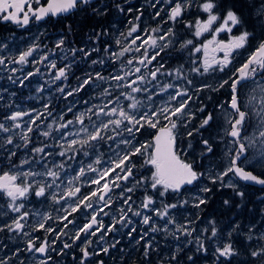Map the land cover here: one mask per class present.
I'll return each instance as SVG.
<instances>
[{"label": "snow or ice", "instance_id": "1", "mask_svg": "<svg viewBox=\"0 0 264 264\" xmlns=\"http://www.w3.org/2000/svg\"><path fill=\"white\" fill-rule=\"evenodd\" d=\"M37 7H32V0H0V20L11 21L20 26H25L30 22V19H35L36 21L43 20L45 17L52 15L56 16L62 13H68L75 9L83 10L84 7L92 4V0H48L47 5H41L40 0H34ZM169 5L167 15V20L175 23L178 18H180L188 9L193 7H199L204 13H207V19L204 21L197 20L195 24L187 23L186 27L195 28L194 35L196 37L201 36L204 32L213 31L212 25L217 21L220 24L214 29L215 33L227 31L232 32L233 28L237 25L243 27L244 21L240 15L233 8H227L224 12L223 17L220 15V5L219 0H203L202 3H194V0H165ZM160 0H155L152 7L155 8ZM119 11L123 12L124 8L119 4L116 5ZM255 16L260 22L259 26L264 30V0H261L259 5L254 6ZM93 12L104 15L100 9L93 7ZM129 12L132 11L131 8L128 9ZM139 14L136 16V20L139 21L143 12L139 9L137 10ZM163 11V8L158 9L154 14V19L159 17ZM131 27L126 33H121L122 39H117L116 44L120 46V51L110 52V57L120 60L126 53H139L137 57L133 55L126 61H122L121 68L126 65L131 66L133 64L139 65L131 69V71H125L123 75L116 74L110 77H105L100 72H96L94 75L89 73L82 83L74 89L66 93L67 96L73 95V92H79L83 90L84 86L93 83L96 80L105 81L108 80L115 81L116 84L113 86L109 85L105 87L101 96L108 98L107 103L100 105H92L88 107L85 112L75 113L72 107L67 109V113H72L73 118L64 119L66 113L61 114L59 121L53 120L52 124L47 127L49 131H43L40 134L48 138L52 136L53 124L56 126L55 130L60 133L59 138L56 139V147L60 150L56 153L51 151H46L48 145L45 144L43 147H34L32 151L40 156V160L36 163L44 169V171H35L29 168L27 171L16 172L10 174L8 172L0 175V193L6 195L12 201L11 209L16 213H21L18 218L13 219L11 224H4L0 226V232L7 229L10 232H23L25 228L26 218L29 216L28 211L21 212L24 209V204H16L18 199L24 198L30 191L34 190V195L36 197H44L46 193L50 195L52 201L59 204L61 201L67 202V207L62 208L63 215L58 216V219L62 224L63 228H67L68 224H72L73 221L69 220V217L73 213L79 211L82 207L84 209H91L90 218L87 223L82 225L72 236L73 242L80 240L81 234L83 233L85 237L96 236L97 233L103 232L104 235L112 232L116 225L119 224L123 227L132 224V219L129 216L139 217L140 222L148 226L151 232H163L168 235H172L173 238L178 239L177 234L185 235L191 237L192 233L195 231L194 228L188 227L187 224H177L175 219L170 216V209L178 207V204H163L157 207V200L154 195L148 194L145 191L144 197L140 204L133 207L135 203L132 200V196L129 195L133 193L137 187L147 185L151 190L155 191V195L163 197L169 190L179 193L180 189L184 185H191L193 182L197 181L200 177L205 176L206 173L197 172L191 163L185 162L178 155L177 146V129L183 123V119L189 116L185 110L188 107L189 101L192 100V96L189 95L187 88H182L177 84L165 83L161 85L158 92H154L152 88L147 86L141 87L140 85L151 83L152 81L158 80L159 75L175 76L177 80L183 79L186 84L192 85V80L187 79L184 76L183 66L174 69L173 71L163 72V64H159L155 67V70H151L147 73V76L142 73L140 66L147 68L151 65L153 61H157L161 53L171 44L169 37L175 35L172 28L167 30L162 29L158 24L154 28H140L138 23H132ZM135 34V35H134ZM255 38L254 32L248 30L241 31L239 35L233 36L228 43L216 42L215 40L209 41L208 44L216 43L217 49L224 52L223 59H216L215 56L208 58V44L203 45L205 51V59L201 66L193 67L192 72L203 75L209 73L210 71H224V68L231 63L230 56L234 50H239L245 48L249 44V39ZM97 39H99V34H97ZM64 45V40L61 39L57 42L56 48H62ZM193 45L195 52H200V47H195L193 40H187L183 42L180 47L181 49ZM6 45L0 44V48H4ZM38 45H32L26 50L20 52L17 56L5 57L0 55V66H7L6 60L9 63L15 65H26L29 63V57L33 56L36 52ZM151 49V52L149 51ZM217 49H213L216 51ZM77 49H71L73 57L75 56ZM83 56L88 57L92 55L93 51L98 52V48L85 51L83 48L79 49ZM105 52H109L108 48L104 49ZM48 60V56H42L40 59L33 60L34 64H42L44 61ZM103 60H93V64H102ZM195 63V62H193ZM48 67L57 68V65L49 61ZM71 69V64H66L64 67L57 68L55 80H60L61 78L67 79V73ZM18 68L13 67L10 71L14 74ZM40 72L39 68H36L34 72H29L23 76L20 80L21 85H23L24 80L31 76L36 75ZM260 76L264 79V37H262L259 42L255 45L254 49L248 55L244 63H242L233 72L232 77L229 80H224L220 87H224L228 84L231 89V95L229 101L227 102L228 107L225 109L224 105L221 104L218 107L223 109V116L225 121L224 135L230 137L231 147L226 149V166L218 173L210 175L209 179L213 184L219 182L221 186L229 187L234 190L237 189L238 185L234 183H225L224 178L228 177L231 173L234 177L245 182H253L264 186V178L253 174L252 171L246 170L245 167L240 166L238 161H241V157L245 160L248 159V150L250 147H255L259 138V142L264 144V84H259L253 89L254 95L245 103L239 99L238 87L242 85V82L251 80L253 84H256V77ZM127 77H135L129 80L127 83H123ZM12 80V76L8 77ZM150 78V79H149ZM15 82V81H13ZM204 88L210 87V85H204ZM128 89L124 91L123 89ZM120 89L114 95V90ZM169 89L173 91L169 95V101L175 102L169 106L166 104L163 107L154 105L153 97L161 92H168ZM202 89H197L200 91ZM218 90V89H213ZM42 91V89H38ZM60 92H64L63 88L59 89ZM136 93H146V101L144 103L137 98ZM121 97L129 101L127 105L121 104ZM87 104L88 102L85 101ZM131 109V111H129ZM140 109H143L140 111ZM48 111L47 105L45 106V112H37L35 116L29 111L17 110L4 117V122H0V132L12 133V135L7 136L6 143L13 144V136L16 135L15 130L21 129L23 126L20 123L23 117L29 116L30 119L27 122V127L25 131L19 133L21 140L24 141V146L26 147L28 143L31 142L29 133L33 132V125H36V121L44 116ZM204 112V108L200 109ZM51 115V113H48ZM87 116L88 123H85V117ZM93 116L96 117L93 120ZM103 117V119H102ZM215 120L212 112H207L205 117L200 123V128L206 129L210 126L211 122ZM7 121H11V125H6ZM162 121L164 122L162 124ZM255 121L254 127L256 131L253 132L251 136L242 135V133L247 132L248 126ZM186 127V124H184ZM39 128V125H36ZM156 129V134L154 135L152 141L148 143H142L139 146L133 145V139L137 133L146 129ZM64 131H61V130ZM75 129V130H73ZM197 132L200 129L196 130ZM124 133H127L132 139L124 137ZM192 132H188L189 136H192ZM120 137L119 142L116 147L125 145L126 149H121L119 152L114 153V159H110L107 162V166L103 168H98L94 165H100L101 160L99 155L86 165L82 161H77V156H89L91 149L93 152L101 141H116V138ZM247 141V144L244 142ZM202 144L205 146L206 153H212L213 147L209 142V139H202ZM19 146V145H17ZM111 147V146H110ZM153 148V152L148 155L146 164H150L154 167V172H152L150 177H141L136 179L134 176V168L136 165L132 162V158L141 155L143 156L147 152L148 148ZM16 153L11 152L10 156H14ZM59 156L62 159L60 161L49 162L48 157ZM259 163L264 164V150L260 152ZM35 157H33V160ZM77 162L79 167L75 170V175L71 178L68 177V169L71 168L70 162ZM242 162V161H241ZM31 160H24L21 162L23 164H31ZM51 164V166H49ZM64 173L62 178L61 173ZM88 173H95L96 175L88 179L86 184L91 189L87 194H81V187L79 186V181L82 177H86ZM39 177V179H37ZM50 178V180L46 179ZM31 179V182H29ZM132 180L133 186H128L127 182ZM20 183H17V181ZM231 180V177H230ZM63 185V187H62ZM123 185V186H122ZM94 186V187H93ZM114 189H120V199L122 200V206L118 209L119 216L113 217L112 223L106 228L102 220H98L97 217L101 214L107 216L109 215L105 209H111L114 200L110 195ZM211 189L205 187L202 189L204 192H208ZM237 194L241 197L244 193L238 191ZM70 201V202H69ZM189 201L183 200L179 201L180 205L187 204ZM207 201L202 198H196L194 207L200 208L201 205H205ZM225 204L229 201L225 200ZM94 204L96 205L94 207ZM126 206V207H125ZM148 213H152L151 215ZM153 216L160 218L164 221L163 225L156 222ZM53 219L51 214H45L41 217V221L35 227V230L44 229L48 233L55 231L54 228L48 226L45 228V224L48 220ZM67 221V223H63ZM168 225H173L174 230L170 231ZM238 227V226H237ZM135 226L129 229L128 235L131 236L132 233L136 232ZM204 232H208V229H204ZM218 229L215 227V221L211 222V232L210 237L217 236ZM29 235L28 233H24ZM61 235H67L63 230L57 232L56 238L59 239ZM147 233L140 236L143 240ZM231 235V233H229ZM100 236V239H103ZM249 240L253 239L252 235L247 237ZM36 238H30L28 240V250L33 249L39 253H45L50 247L49 242L44 240L39 246L36 245ZM264 241V233H262L258 238L257 242ZM192 243L191 240L187 241ZM116 243H119L117 241ZM196 251L197 252H207L204 241L197 237L196 241ZM92 245L91 239H86L84 241V246L80 249L82 257L80 264H85V261L93 255H99V253H90L89 247ZM71 245L68 243L63 244V248H70ZM115 247V243L111 245ZM152 245L148 243L146 245L145 255L147 256V250L151 248ZM103 253H108L109 248L103 247L101 249ZM216 258L221 257L229 258L235 255V249L232 243H227L223 246H219L215 249ZM251 256L256 258H261V264H264V244H259L258 249L251 251ZM173 260L176 259L175 255L172 257ZM188 260L195 264L192 256H188ZM0 264H7V261H0ZM103 264V262H99Z\"/></svg>", "mask_w": 264, "mask_h": 264}, {"label": "rangeland", "instance_id": "2", "mask_svg": "<svg viewBox=\"0 0 264 264\" xmlns=\"http://www.w3.org/2000/svg\"><path fill=\"white\" fill-rule=\"evenodd\" d=\"M133 0H123L119 5L121 7L124 8V5H127L128 3H130ZM261 1H256V3H251L254 6L259 5ZM155 3V0H145V2L142 3V8L144 9L143 15L140 17V20L137 21L135 18L136 16L139 14V12L137 11L138 9H133V7H129L126 6L125 8H131L132 11L134 12V15L132 17H129L127 20H125V27L123 28H118L117 31H113V35L115 36V48L113 50H109L108 52V57H109V53L113 52V51H120V46L116 44V40L117 39H122L123 43H127V41H123V38L120 36L121 33H126L128 31V29L131 27V24L129 23V21H131L132 23H138L140 25V28H154L157 27V25L159 24L162 29L167 30L168 28H172V30L174 31L175 35L172 37H169V40L171 41V44L167 47L168 49L173 48L175 49L173 52H168L169 54H178V56H180L182 54V52L185 50L186 52L189 53V55H187L184 60H182V62L180 64H175L174 66H166L164 65V63L160 62L161 58L163 55H165L164 52L161 53L160 57L157 58V61H153V63L151 65H148L147 68H144L143 66H140L142 69V73L145 74L147 76V73L151 70H155V67H158L159 64H163L164 65V69L162 70L163 72H169V71H173L174 69L183 66V72H184V76L187 77V79L192 80V85H188L185 83V81L183 79L177 80L175 78V76H168V75H159L158 74V80L157 81H152L151 83H147V81L145 82V84L140 85L141 87L147 86L149 88H152L154 92H158L159 88L161 87V85L165 84V83H173V84H177L182 88H187L188 93L190 96H192V100L189 101L188 107L186 108V112L189 113V116L185 117L183 119V123L178 126L177 131V138L181 139L183 138V135L187 138L186 139V144L185 146L188 147L190 150H192L193 153H195L196 156H201V158H205V161H209V163L205 166V169L201 170V172L206 173L205 176H202L199 180L201 182V185L199 184L194 190L193 189H187L184 192L180 193V194H175L173 193V200L169 203V204H173L176 203L178 204L177 208L174 209H170L173 210L172 215L170 214V216L175 219V221L177 222V224H183V216L184 218H193L195 216H190V210L191 208H195L193 205L196 202V198H203L204 196H206V192L202 191L203 188L207 187L209 189H214L215 185L211 182V179H209L210 175H214L215 173L220 172L227 164V158H226V149H228L229 147H231L230 144V137H227L224 135V127H225V121H224V116H223V109L219 108L218 106L223 104L224 108L226 109L228 107L227 102L229 101L230 95H231V91L229 90V85L225 84L224 87H220V84L224 81V80H229V83L231 82V80L229 79L230 77H232L233 72L235 71V69L241 64L239 61V57H240V51L238 50H234L230 56V60L231 63L229 65H227L224 68V71H210L209 73H205L203 75L194 73L191 71V69L193 67H199L202 65L204 59H205V51L203 49V45L208 44L209 41L215 40L216 42H227L233 37V33H229L227 31L224 32H219L218 34L215 33L214 29L220 24V21H217L215 24L212 25V29L213 31H207L204 32L201 36L196 37L194 35L195 33V28L193 27L192 30H194V32L191 35H187L184 36L183 34H178L176 35V32L178 33V30L176 29V22L173 23L172 21H168L167 23H164L165 20H167V15L166 13L168 12L169 9V5L165 2V0H160V3L156 5L155 9L152 7V4ZM194 3H196V0H194ZM202 3V2H201ZM253 6V12H255V8ZM168 7V8H167ZM163 8V11H161V14L159 17H156L155 19L154 14L158 9ZM140 10V8H139ZM192 8L188 9L184 15H186V13H188V11H191ZM125 11V9H124ZM141 11V10H140ZM145 13V15H144ZM150 17L149 19L152 20L151 24H147V20L146 17ZM207 13H204L200 10L199 8V13L198 15H196V19L191 21L190 23H192L193 25L195 24V22L197 20H201L204 21L207 19ZM223 17V15H222ZM188 19V16L185 17L184 20L177 19V21L179 23L184 24V26L182 25V27L184 28L186 26V23ZM259 21L257 20L256 22V26L260 28L259 26ZM168 25V26H166ZM44 30H45V26L43 24H34V27L32 29H28L23 31L22 33H18V32H11L9 34L4 33L2 37H0V44L6 45V47L4 48H0V55H3L5 57H12V56H17L20 52L26 50L28 47L32 46V45H38V48L36 50V52L33 53L32 57H29V63L26 65H15L12 63H9L8 60H6V67L5 66H0V99H1V89L3 87H7L8 85H10L9 83L13 82V80L15 78H18V81H20L21 79H23V76L29 72H34L36 68L40 69V72H38V74L40 76H44V74L48 71L47 74L50 75V77L46 78V80H50L51 82H54V76L56 75V72L53 71V68L48 67L49 61L55 63L57 60L53 57V53L50 52L48 49L46 50L45 44L43 43L44 41H41L42 39H40L41 37L39 35L44 34ZM261 34H264V30L261 31ZM135 35V34H134ZM88 39H90V36L88 37ZM54 45L56 46L57 42L61 40L60 37L58 38H54ZM187 40H193V43L195 45V47H200L201 51L200 52H195L193 49V45H189L186 48L181 49L180 45L187 41ZM175 47V48H174ZM64 48V46L62 47ZM213 49H217V44L216 43H212V44H208V51H207V56L208 58H211L212 56H215L216 59H218V57H222L224 56V52L220 51V50H216L213 51ZM151 52V49L149 50ZM48 56V60L44 61V65L47 66L48 70L45 71L42 68H40V64H34L33 60L36 59H40L42 56ZM133 55L135 56H139V53H126L124 55V57H122L120 60L117 61H126L127 59L131 58ZM60 57V56H59ZM113 58V57H111ZM124 59V60H123ZM97 60H103L104 62L102 64L97 63V64H93V75L96 72H100L102 73L103 76L105 77H110L112 75H116V74H120L123 75V73L125 71H131L132 68H134L135 66H139L136 64H133L131 66H128L125 64V66L123 68H121V64L117 65L116 67H111L110 69L108 68V64H106V59L103 58H97ZM219 60V59H218ZM195 62V63H193ZM16 67L20 70H18L16 73H12L10 71L11 68ZM57 69V68H56ZM12 76V80H10L8 77ZM30 79H36V75L29 77ZM28 78V79H29ZM135 77H127L126 80L123 83H127L129 80L134 79ZM5 79L4 81V86L1 85V81ZM28 79H26V81H28ZM85 78H83L84 80ZM150 79V78H149ZM82 80V81H83ZM82 83V82H81ZM80 83V84H81ZM30 84V83H29ZM29 84H27L26 82V88L31 87ZM116 82L112 81V80H108L107 82L105 81H99L96 80L94 81L93 84V89L94 92H91L92 94H84V96H77L74 95L72 96V100L66 104V106L62 105L59 109V111L57 113H54L55 110L52 109V113L51 111H47L45 113V115L42 117L44 118V120L46 119L47 116H51V118L47 121V123L43 126H40L39 131L36 128H33V132L29 133L28 135L30 136V139L33 138L31 140V142L33 143V148L34 147H43L45 144L38 142L37 139L38 135L43 132V131H49L48 129V125L52 124L53 120L59 121L61 114L66 113V115L64 116V119H70L73 118L72 113H67V109L69 107H72L73 112L75 113H80V112H85V110L92 106V105H100L103 103H107V99L106 97L101 96V92L105 87H108L109 85L115 86ZM259 84H264V80L260 79L256 81V84H250V86L247 88V94H246V98H244V102L246 103L250 98L251 95H254L255 93L253 92V89L256 88ZM34 85V84H33ZM32 85V86H33ZM204 85H210V87L204 88ZM50 84H48L46 87H44L41 83L38 82V84L35 86V97H37V95H42L41 97L39 96V100H41V103H39L38 105H36V108H30L28 110H25L24 107L22 105H20V102L16 103L14 105V109L11 110L7 115L11 114L14 111L17 110H21V111H29L32 113V116H35L37 112H43L45 111V106L48 104V101H46L47 99H49V88ZM38 89H42V91H38ZM197 89H202L200 91H197ZM213 89H218V90H213ZM124 91H128V89H123ZM120 89H115L114 90V95L119 92ZM173 90L169 89L168 92H161L158 95H154L153 97V102L154 105L156 106H160L163 107L166 104H168L169 106H171V104H174L175 102H170L169 101V95L171 94ZM69 92V91H68ZM224 92V94H223ZM137 96L138 99H140L141 101H143L144 103H147L145 97H146V93H136L134 94ZM203 95L204 98L202 100H199V96ZM85 101H87L88 103L86 104ZM129 103V101L125 100L123 97H121V104L123 105H127ZM208 103V104H207ZM206 105V106H205ZM204 108L205 111L201 112L200 109ZM143 109H140V111H142ZM129 111H131V109H129ZM207 112H212L215 120L213 122H211L210 126L207 127L206 129H202L200 128V123L203 120V118L205 117ZM48 113H51V115H48ZM30 119L29 116H25L22 118V120L20 121V123L22 124V128L21 129H17L15 130L16 135L13 136V144H7L6 143V138L9 135H12V133H3L0 132V147L5 148V149H10V152L16 148L17 145L21 144L22 142H24L23 140H21L19 133H21L22 131L26 130L27 127V122ZM96 117L93 116V120H95ZM103 119V117H102ZM4 122V120H3ZM38 122V120L36 121V123ZM11 121H7L6 125H11ZM85 123H88L87 120V116L85 117ZM164 122L162 121V124ZM184 124H186V127L184 126ZM255 121L252 122V124H250L248 126L247 132L242 133V135H248L251 136L253 134L254 131H256L255 127H254ZM33 127V126H32ZM56 126L53 124V127L51 129L52 131V136L49 138L50 141V145H48V148H46V151H51L53 153L58 152L60 149L58 147H56V139H53V137L55 138H59L60 133L57 132L55 130ZM182 129H184V131H181ZM200 129L199 132H197L196 130ZM75 130V129H73ZM148 130H152V129H148ZM156 130V129H155ZM61 131H64L63 129ZM192 132V136L188 135V132ZM38 134V135H36ZM124 137L132 139V137H129V135L127 133H124ZM209 139V142L215 143L218 142V146H219V150H218V154L215 157H212L210 155H208L209 153L205 152V146L202 144V139ZM120 137L116 138V141H101L99 142L98 147L96 148V151L93 152L91 149H89L90 155L85 157V156H77L76 160L77 161H82L84 165H86L87 163H89L90 161L94 160L96 158L97 155H99L100 160H101V164L100 165H94L98 168H103L105 166H107V162L110 159H114V153L115 152H119L121 151V149H126L125 145H120L119 148L116 147L117 143L119 142ZM257 144L255 145V147H250L248 150V157H249V161L253 162L255 164V166L259 169V170H264V164L259 163L260 160V152L261 150H264V144H261L259 142V138L257 137ZM149 141H152L151 137H138L133 139V145L135 146H139L142 143H148ZM247 144V141H244ZM111 146V147H110ZM1 148V149H2ZM3 150V149H2ZM4 152V151H3ZM153 152V148H148L147 152H145V154L143 156L141 155H137L135 158H132V162L136 165V167L134 168V176L136 179H140L141 177H149V184H150V177L151 174L153 172L152 169V165L150 164H146L145 161L148 158V155L151 154ZM181 152V156L183 154L184 151H182V149H180L178 151V155ZM9 153L7 155H9ZM33 157H35V159L33 160ZM181 158V157H180ZM31 160L32 163L31 164H23L21 166V162L24 160ZM62 158L59 156H51L48 157L49 162L55 160V161H60ZM189 160H191V157H188ZM37 160H40V156H38L37 154H35L32 149L28 154H23L21 161L19 162V164L15 167H9L7 169H5V171H1L0 174H3V172H8L10 174L16 173V172H22V171H27L29 170V168H31L32 170L35 171H44V169L40 166V164L36 163ZM191 162V161H189ZM71 163V168L68 169V177L67 178H71L73 175H75V170L79 167V164L75 161L70 162ZM49 166H51V164H49ZM141 169V170H140ZM138 170V172H137ZM95 173H88L86 177H82L81 180L78 182L79 186L81 187V194H87L91 189L88 187V185L86 184V181L88 179H91L95 176ZM62 178L64 177V173H61ZM231 177V180H230ZM37 179H39V177H37ZM48 180H50V178H46ZM235 177L230 173L228 177L224 178L225 183H234L237 184L238 187L241 189V184L239 185L238 183L235 182ZM29 182H31V179H29ZM17 183H20V181L18 180ZM128 186H133L132 185V180L130 179L127 182ZM123 186V185H122ZM63 187V185H62ZM94 187V186H93ZM220 187V186H219ZM88 191H85V190ZM35 189H33L32 191H30L24 198L18 199L16 201V204H20L23 203L24 204V209L21 210V212L23 211H28L29 216L26 218V221H22V223H25V228L23 230V232H21V236L27 238V244H28V240L30 238H36L39 237V239H37L36 241H38L37 244L41 243L44 240H47L49 242L50 247L47 249V255L44 258H41L38 253L33 249L32 252H29L28 249V255L27 256H18L16 259L13 258L10 260V257L5 256L7 261L9 262V264H76V260H74L71 257V253L74 254V251L71 252L70 250L74 249L75 246V242H73L72 240V236L74 235V233L81 227V224L78 221V223L76 222V216L77 213H73L72 216L69 217V220H72L73 223L72 224H68L67 228H63V224L56 219L58 216L63 215L62 212V208L63 207H67V202L65 201H61L59 204L55 203L54 201H52L50 195H48L46 193V196L44 197H36L35 195L32 198H29V194L30 196H32V192H34ZM148 191V194L154 195V198L157 200V204L159 202V200L157 199L158 195H155V191L151 190L150 187H148L147 185L144 186H140L137 187L136 190L133 193H130L129 195L132 196V200L135 202L133 204V207L135 208L136 206H138L140 204V202L142 201L145 191ZM116 191V192H115ZM173 192V191H172ZM251 194V193H250ZM171 195V193H166L164 196H168ZM112 199L114 200V203L112 204V214H111V218L110 221H113V217L116 216L118 218L119 213H118V209L122 206V200L120 199V190L119 189H114V191L111 194ZM239 196V195H238ZM45 200V202H48V207L42 202V200ZM241 199V198H239ZM238 199V200H239ZM183 200H187L189 201L187 204H183L180 205L179 201H183ZM252 203H254V206H256V209H253L250 213V216H247L246 218L243 219V225L241 224V222H239V227H240V231L239 233L241 234L240 237L243 238V236H245V241H246V245L244 246V249H252L255 250V248L258 249L259 244H264V241H260L259 243L257 242V238L264 233V214H262L263 212L258 210V205L260 204L261 201V195L257 194V195H253V198L250 199ZM70 202V201H69ZM7 203L9 205V207L11 208V204L12 201L10 200V198L7 199ZM95 205V204H94ZM157 206V205H156ZM262 206V205H261ZM126 207V206H125ZM209 207V206H208ZM83 208V207H82ZM208 209V208H207ZM82 211V210H79ZM263 211H264V207H263ZM11 213L16 214V218L19 217V215L21 213H16L14 211H12L11 209ZM45 214H51L52 218L51 220H48L47 223L45 224V228H47L48 226H51L52 228L55 229L54 232L52 233H48L46 232L44 229H40L41 232V236H35L34 235V231L36 225L38 224V222L41 221V217ZM148 214H152V213H148ZM197 215V213H196ZM129 216L132 219V224H129L126 227H123L121 225L118 224L119 227V232L118 229L116 232V234L113 235V237L111 238V243H115V245L117 244L118 247H122V250H116L119 251V254L117 255H121L122 253L128 251L129 249H133L131 252V255H135L138 256L142 255L143 252V248L140 246L139 240L140 236L143 235L144 233H147V235L144 237V244H148L150 243V241L152 239H158L160 238L159 236L163 235L164 237L168 236V234H165L163 232H151L149 231L148 226L143 225L140 222V218L139 217H133L131 216V213H129ZM252 217V219H251ZM153 218L155 219L156 217L153 216ZM156 219H160V218H156ZM155 219V220H156ZM187 221V220H186ZM157 222V220H156ZM185 222V221H184ZM63 223H67V221H64ZM261 223L262 226H259V224ZM186 224V222H185ZM29 226V227H28ZM135 226V228L137 229L136 232L131 234V237L128 235L129 233V229L131 227ZM28 227V231L30 235H25L24 233H27V228ZM248 228V229H247ZM174 230V228H172ZM199 238L202 239L203 241H207V232H204V228L203 227H199ZM247 229V230H246ZM61 230H63L65 233H67V235H61L59 239L56 238V234L57 232H60ZM120 231L122 232V234H120ZM33 233V234H32ZM100 235H97V252L99 253V255L101 254V249L103 247V244L105 241H103V239H100V236L105 237L103 232H100ZM239 233H237L236 235H238ZM119 234V236H118ZM249 235L253 236L252 240H249L247 237ZM182 237L186 238L187 236L185 235H181ZM236 237V236H235ZM83 239H90V236L85 237V235L82 237V241ZM113 239V240H112ZM243 240V239H242ZM117 241H119V243H116ZM64 243H68L71 245L70 248H63V244ZM110 243V245H111ZM233 244V242H231ZM36 244V245H37ZM102 246H101V245ZM237 244V243H236ZM133 245V247H132ZM243 245V244H240ZM153 246V244H152ZM235 246V245H234ZM185 250V249H184ZM165 249L161 251V253H164ZM129 252V251H128ZM127 252V255H128ZM160 253V254H161ZM183 253V252H182ZM185 253V252H184ZM199 252L197 251H193V254L191 255L195 261V264H199L200 261L204 258L202 256V254H198ZM17 254V252H16ZM129 256V255H128ZM127 256V257H128ZM252 257V256H251ZM47 258L49 260H47ZM187 260L186 262L188 264H192V261L188 260V254L185 255L182 260ZM242 259V258H241ZM237 259V262L244 261L245 258L243 257V259ZM153 261V260H151ZM246 261V260H245ZM147 263V262H146ZM145 263V264H146ZM206 264L209 263H215V264H220L219 261H206ZM124 264H130L129 262L124 263ZM133 264H137V263H133ZM183 264V263H181ZM186 264V263H185ZM203 264V263H200ZM245 264V262H244ZM255 264H261V259H258L256 261Z\"/></svg>", "mask_w": 264, "mask_h": 264}, {"label": "trees", "instance_id": "3", "mask_svg": "<svg viewBox=\"0 0 264 264\" xmlns=\"http://www.w3.org/2000/svg\"><path fill=\"white\" fill-rule=\"evenodd\" d=\"M123 0H99V4L103 5L100 9L101 12H104V15H99L95 12H90L89 10L83 9L80 11H74L69 14V16H60L57 17V19H53L50 17L46 20L44 23L45 30L44 34L39 35L42 39L41 41H44L45 49L52 52L53 57L57 60L55 64L57 65V68L64 67L66 64H71V69L67 73V79L61 78L60 80H55L54 82L50 83V80H46V78L50 77L48 73V68L44 64H40V68L47 71L44 76H40L38 73H36V79H28V81L24 80L23 85H21L20 81H18V78H15L13 81L9 83L7 87H3L1 90V99H0V122H3L4 117L14 108V105L18 102H20V105L24 107L25 110H28L30 108H36L35 106L41 103V100H39V96L37 95L35 97V86L39 83H41L44 87H46L48 84H50L48 91H49V99L47 104V109L51 111L52 109L55 110L54 113H57L62 105L66 106L71 100L72 96H84V94H92L91 92H94L95 89H93V83L84 86L83 90L79 92H73V95L67 96L66 93L68 91H73L77 87H79L80 83L82 82L83 78H86V76L89 73H93V60H97V58H103L106 59V64H108V68L116 67L118 64L120 65L122 61H117L115 58H111L110 55L108 57V52H105L104 49L108 48L109 50H113L115 48V36L113 35V31H117L118 28L125 27V20L128 19V17H132L134 15V12H129V7H133V9H139L141 11H144V9H141L142 3L145 2V0H133L127 5H124L125 11L121 12L116 7L117 4H120ZM257 0H219L220 5V15H224V12L227 8H233L234 11L240 15L244 21L243 27L237 25L234 27L235 31L238 30V32L248 30L250 32H254L255 38L250 37V45H253V43H258L259 40L264 37V34H261L262 29H259L256 26L257 18L253 11V4L256 3ZM261 1V0H258ZM203 0H196V3H201ZM128 8H125L128 6ZM168 8V7H167ZM155 9V8H154ZM199 13V7H193L191 11H188L186 15H182L180 18L184 20L186 16H188L187 22H191L196 19V15ZM145 15V13H144ZM142 16V15H141ZM150 17H146L147 24H151V21L149 19ZM178 18V19H180ZM176 29L178 30V33L176 32V35L183 34L184 36L191 35L194 30L189 27H182L184 24L179 23L176 21ZM187 24V23H186ZM5 26L3 23H0V37L3 36V34L6 31V28L2 27ZM168 26V25H166ZM97 34H99V39H97ZM90 36V39L88 37ZM60 37L64 40V48H56L54 45V38ZM83 48L85 51H89L94 48H98L99 51H93L91 56L85 57L82 55L79 49ZM175 48V47H174ZM71 49H77L75 56L73 57V54L71 52ZM175 49L173 48H166L163 52L165 55L162 56L161 61L166 66H174L175 64H180L184 58L189 55L188 52L185 50L182 52L180 56L178 54H169L168 52H173ZM60 56V57H59ZM124 60V59H123ZM53 71L57 72L56 68L52 69ZM3 79L1 81V85L4 86ZM26 82L31 87L26 88ZM34 84V85H33ZM33 85V86H32ZM63 88L64 92H60L59 89ZM204 98L203 95L199 96V100H202ZM208 104V103H207ZM206 106V105H205ZM45 109V108H44ZM205 111V109H204ZM45 112V111H43ZM41 118L38 120L36 125H39V128L37 130L39 131L40 126H43L47 123L48 120L53 119L51 116H47L46 119ZM36 125H33V128H36ZM181 131H184L182 129ZM156 132L155 129L152 130H142L140 133L136 134V138L138 137H151L153 139V135ZM185 132V131H184ZM38 135V134H36ZM38 142L49 144L50 141L49 138L44 137L43 135H38ZM186 137L183 135V138H177V146L179 149H182L183 154L181 156V159L188 163L194 164V169L198 170V172H201L200 169L205 168V166L209 163V161H205L201 156H196L195 153L192 152L188 147L185 146L186 144ZM33 138H31L32 140ZM33 143L30 142L27 144V146H24V142L19 144V146H16L15 149H13L11 152H15L16 154L14 156H10V149H5L0 147V172L5 171V169L12 167L15 168L19 162L21 161V158L23 154H28L31 149H33ZM213 152L209 153L208 155L215 157L218 154L219 146L218 142L212 143ZM3 150H2V149ZM4 151V152H3ZM9 153V155H7ZM136 157V156H135ZM133 157V158H135ZM188 157H191V160L188 159ZM191 161V162H189ZM141 170V169H140ZM263 171V170H262ZM138 172V170H137ZM4 173V172H3ZM139 173V172H138ZM2 175V174H0ZM259 176V175H258ZM262 176V175H261ZM260 176V177H261ZM264 178V177H262ZM253 187V190L258 193H264V190L262 188L264 187ZM34 196V192H32V196L29 194V198H32ZM8 197L4 195L3 193H0V226H3L4 224H11L13 219L16 218V214L11 213V208L9 207L7 203ZM42 202L48 207V202L43 199ZM232 202H237L239 204V213L240 215H243L245 218L247 216H250V213L253 209H256L257 207L254 206V203H251V200L248 198L241 197L239 200H232ZM214 201L212 199H208L207 203L205 205H208L209 207L213 206ZM262 203L258 205V210L263 212V207L261 206ZM196 208H192V211H195ZM194 216H199L198 214ZM193 217V216H192ZM252 219V217H251ZM243 221V220H242ZM29 227V226H28ZM27 228V233L29 234ZM118 227V226H117ZM117 227L114 229V231H117ZM41 230L34 231L35 236H41L40 234ZM33 234V233H32ZM30 235V234H29ZM241 236L239 233L236 235V238L238 239ZM182 238V237H181ZM245 236L240 237L239 241H241L237 246H240V249L243 250L244 246L246 245ZM243 239V240H242ZM113 240V239H112ZM178 241L181 239H177ZM184 240V239H183ZM186 241L187 238L185 239ZM192 241V240H191ZM163 243L160 245L157 242V239L155 238L153 241L150 242V244L153 246L147 250L148 254L145 255L146 247L144 248L142 245H140L143 248L142 255L135 256L131 255V252L133 249H129V256L122 253L119 254V251L116 250H122V247H118L117 244L115 245L114 249L109 248L108 253L100 254L98 257L101 256L102 259H104L105 262L108 261V257H111L110 255L105 254H112L113 261H111L113 264H124L129 262L130 264L137 263V264H154L155 258L158 257V254L161 253L162 250H164V245L167 242L166 240L162 241ZM180 242V241H179ZM38 241H36V244ZM243 244V245H240ZM111 247V246H110ZM28 244H27V238L21 236V232H10L7 229H5L3 232H0V261H4L6 259L5 256L10 257V260L13 258H17L18 256H27L28 252ZM75 249V246H74ZM70 250L71 252L74 251ZM190 251L193 253V251H196V243L195 241H192V243H186L184 245V248L182 247L179 250V257L177 264H188L186 259L182 261L181 253L185 250ZM76 250V249H75ZM17 252V254H16ZM200 253V252H199ZM198 253V254H199ZM71 253V257L75 255ZM104 255V256H103ZM108 256V257H106ZM128 256V257H127ZM245 260L240 262H237V259L232 258L231 260H220V264H255L254 257H244ZM243 259V257H242ZM241 259V260H242ZM261 259V258H257ZM153 260V261H151ZM110 261V259H109ZM207 260L204 258L200 261V263L206 264ZM199 263V264H200ZM7 264L9 262L7 261ZM211 264V263H210Z\"/></svg>", "mask_w": 264, "mask_h": 264}, {"label": "flooded vegetation", "instance_id": "4", "mask_svg": "<svg viewBox=\"0 0 264 264\" xmlns=\"http://www.w3.org/2000/svg\"><path fill=\"white\" fill-rule=\"evenodd\" d=\"M48 2V0H40L41 5H45ZM101 4H99V0H92V4L89 6L84 7L83 9L89 10L91 13L93 12V7L95 8H100ZM32 7L35 8L37 7V5L35 4L34 0H32ZM81 9H75L72 10L71 12H69L68 14H60L55 16H47L45 19H43L42 21H36L34 18L30 19V22L25 25V26H20L17 25L14 22L11 21H4V20H0V23H3L5 26H2L3 28H6L5 33L9 34L11 32H18V33H22L25 30L28 29H32L34 27V24H43L46 22L47 19H49L50 17H52L53 19H57V17L60 16H69L70 13L74 12V11H80ZM129 18V17H128ZM185 19V18H184ZM125 21V18H124ZM235 28H233L232 33L233 36H237L240 34V32L235 31ZM223 43H227L224 42ZM250 39H249V44L242 49H239L238 51H240V57H239V61L240 63H244L245 60L247 59L248 55L251 53V51L254 49L255 45L257 43H253V45H250ZM218 59H222V57H218ZM240 64V65H241ZM239 65V66H240ZM238 66V67H239ZM237 67V68H238ZM261 77L258 75L256 77V81L260 80ZM264 80V79H263ZM231 83V82H230ZM253 82L251 80L245 81L242 83L241 86L238 87V95H239V99L244 102V98H246V94H247V88L250 86V84H252ZM229 87V86H228ZM229 90L230 87H229ZM224 94V92H223ZM179 149V148H178ZM180 150V149H179ZM248 154V153H247ZM180 157H181V152H180ZM249 159V157H248ZM248 159H242L241 164L247 168L250 171H253L256 175H259L261 177H264V170L261 171L259 170L255 164L253 162H250ZM192 164V163H191ZM194 167V164H192ZM153 172H154V167L152 166ZM205 168H203L202 170H204ZM196 170V169H195ZM198 172V170H196ZM201 178V177H200ZM199 178V179H200ZM195 181L192 185L183 187L182 189H180L179 193L184 192L187 189H195L199 184L201 185L200 180ZM235 182L238 183L239 185L241 184V189L237 188L236 190L229 188V187H224L221 186V184L219 182H217L215 185V188L206 192V196H204L202 199H205L206 201L208 199H212L214 201L213 206L208 207V205H201L200 208H196L195 211L190 210V216H194L196 213L199 216H195L193 218H184L183 216V224L188 225V227L190 228H194L195 231L192 233L191 237H186L187 240H192V241H196L197 237L199 236V227H203L204 229H208L207 232V241H204L205 247L207 248V252H200L199 254H202V256L204 257L205 260L209 261H219L220 260H231L232 258L235 259H241L242 257H251V251H253L252 249L248 250V249H240V246H237V244H239L241 241V239H237L235 236L237 233H239L240 231V227H239V222H241V224L243 225V219L245 218L243 215H240L239 213V204L237 202H232V200H238L239 198H241V196H238L237 192L241 191L244 193V196L248 199H252L253 195H257L254 190L253 187H258L254 184H248V183H244L241 180H238L235 177ZM220 186V187H219ZM264 190V188H262ZM117 190V189H116ZM120 190V189H119ZM85 191H88L87 189ZM114 191V190H113ZM116 192V191H115ZM169 193H171V195L168 196H164L167 198L172 197V194L176 192H172L171 190H169ZM251 193V194H250ZM112 194V193H111ZM110 194V195H111ZM260 194V193H258ZM261 201H262V206H264V193H261ZM243 196V197H244ZM227 200L229 201L228 204H225L224 201ZM252 203V202H251ZM96 205H94L95 207ZM112 208V207H111ZM208 208V209H207ZM192 209V208H191ZM80 210L82 211H77V216H76V222L78 223V221L81 224L84 225L85 223L88 222L89 218H90V213H91V209H84L81 208ZM106 212L109 213V215L105 216L103 214H101L100 216L97 217L98 220H102L105 227L107 228L112 221H110L111 218V214H112V209H105ZM264 214V211L263 213ZM187 220V221H186ZM253 220V219H252ZM185 221V222H184ZM215 221V227L218 229L217 232V236L216 237H210V232H211V222ZM118 226V224L116 225V227ZM173 226V225H172ZM238 226V227H237ZM259 226H262L261 223L259 224ZM174 228V226H173ZM118 232H119V227H117ZM248 229V228H247ZM246 229V230H247ZM264 229V228H262ZM116 231H112L110 233H108L107 235H105L103 241L106 242L105 246L103 245V247H108V248H112L113 247H109V243L111 241V238L113 237L114 234L117 235ZM229 233H231V235H229ZM101 233H97V235H100ZM120 234H122V232L120 231ZM97 235L96 236H90V239L92 241V245L89 247V252L90 253H97V246L95 245L97 244ZM179 236V239L181 240H177L175 238H173L172 235H168L166 237H164L163 235L159 236L160 238L157 239L158 244H162L164 240H166L167 242L164 245L165 251L164 253H159L158 257L155 258V262L154 264H177L178 262V257H179V250L183 247L184 245L187 243V241L184 239H182L180 234H177ZM84 236V234H81V238L80 240L75 241V249L74 252L76 253L75 255H73V259L76 260V264H80V260L82 257V253L80 251V249L84 246V241L85 239H83L82 241V237ZM119 236V234H118ZM154 240V239H153ZM233 242V247L235 249V255H233L232 257L229 258H224L221 257L219 259L216 258V253H215V249L219 246H223L227 243H231ZM237 243V244H236ZM101 245V244H100ZM235 245V246H234ZM102 246V245H101ZM102 247V248H103ZM123 249V248H122ZM257 248H255L256 250ZM124 250V249H123ZM101 251V250H100ZM127 252V251H126ZM126 252H124V254H126ZM130 252V250H129ZM128 252V254H129ZM185 253H181V257H184L185 255L188 254V256H191L193 253H191L190 251H184ZM101 254H103V252L101 251ZM105 255H110L111 257H108L110 259H108L107 262L104 261V259L100 257H98L99 255L93 254L91 255L88 260L85 261V264H98L100 261L103 262V264H113L111 261H113V256L112 254H105ZM173 255H175L176 259L173 260L172 257ZM104 256V255H103ZM255 260L254 262L256 263V261L258 260L256 257H254ZM184 261V259L182 260ZM210 264V263H209ZM211 264H215V263H211Z\"/></svg>", "mask_w": 264, "mask_h": 264}, {"label": "bare ground", "instance_id": "5", "mask_svg": "<svg viewBox=\"0 0 264 264\" xmlns=\"http://www.w3.org/2000/svg\"><path fill=\"white\" fill-rule=\"evenodd\" d=\"M241 161H240V163H241ZM157 199L159 200V202L157 204V207H159L161 205V203H163V204H169L173 200V195L170 198H167V197H164V196L163 197L157 196ZM172 213H173V210L170 211V214L171 215H172ZM156 218H158V217H156ZM156 220H157V223L158 224H160V225H163L164 224V221L163 220H161V219H156ZM168 227H169L170 231L173 230L172 229L173 228L172 225H168ZM182 239H186V238L182 237ZM143 241H144V239L143 240H139V243H140V245H142L145 248L146 247V244H144ZM132 247H133V245H132Z\"/></svg>", "mask_w": 264, "mask_h": 264}, {"label": "water", "instance_id": "6", "mask_svg": "<svg viewBox=\"0 0 264 264\" xmlns=\"http://www.w3.org/2000/svg\"><path fill=\"white\" fill-rule=\"evenodd\" d=\"M47 5V3L44 5V6H46ZM71 12V11H70ZM69 13V12H68ZM68 13H62V14H68ZM60 15V14H59ZM57 16V15H56ZM55 16V17H56ZM46 18V17H45ZM44 18V19H45ZM243 83V82H242ZM156 134V133H155ZM154 137V136H153ZM243 159V157H241V160ZM183 160V159H182ZM186 162V161H185ZM238 164H240V161H238ZM240 166H242L241 164H240ZM243 167V166H242ZM246 170H248L247 168H245ZM250 171V170H249ZM253 172V171H252ZM253 174H255L254 172H253ZM256 175V174H255ZM258 176V175H257ZM262 178V177H261ZM238 179V178H237ZM239 180V179H238ZM242 181V180H241ZM244 183H248V184H254V185H256V186H258V187H264V186H262V185H259V184H256V183H253V182H245V181H243ZM194 183V182H193ZM192 185V184H191ZM186 186H189V185H184V186H182V188L183 187H186ZM181 188V189H182ZM40 245V244H39ZM38 245V246H39ZM29 252H31V251H29ZM38 253V255L41 257V258H44V257H46V255H47V251L45 252V253H39V252H37ZM48 260V259H47ZM101 262V261H100ZM99 264V263H98Z\"/></svg>", "mask_w": 264, "mask_h": 264}]
</instances>
